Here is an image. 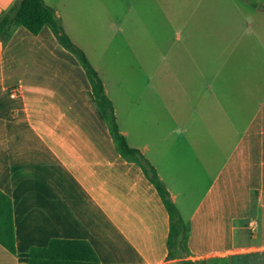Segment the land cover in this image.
<instances>
[{"label":"crops","instance_id":"crops-1","mask_svg":"<svg viewBox=\"0 0 264 264\" xmlns=\"http://www.w3.org/2000/svg\"><path fill=\"white\" fill-rule=\"evenodd\" d=\"M15 1L0 0V15ZM44 1L190 225L185 259L264 264V0H173L169 91L148 83L160 78L141 65L147 25L141 7L130 17L132 0ZM116 43L131 70L119 91L105 58ZM101 120L83 67L48 26L0 41V190L13 203L16 244L12 253L0 243V264H29L30 249L55 238L89 241L102 264L172 260L159 193Z\"/></svg>","mask_w":264,"mask_h":264},{"label":"trees","instance_id":"trees-1","mask_svg":"<svg viewBox=\"0 0 264 264\" xmlns=\"http://www.w3.org/2000/svg\"><path fill=\"white\" fill-rule=\"evenodd\" d=\"M247 1L255 3L254 0ZM19 26H23L34 35L39 34L44 26H48L61 46L77 58L91 84L95 102L108 124L117 151L124 159L139 164L168 211L167 258H180L184 264H196L197 261L185 259L190 254L188 246L190 225L183 219L157 168L140 149L128 143L118 124L114 103L106 92L102 77L84 49L65 31L62 18L56 9L44 0H16L0 15V41L3 45L9 42ZM0 243L12 253L16 252L13 203L2 190H0ZM29 264H102V262L89 241L55 238L46 247H32L29 252Z\"/></svg>","mask_w":264,"mask_h":264},{"label":"rangeland","instance_id":"rangeland-1","mask_svg":"<svg viewBox=\"0 0 264 264\" xmlns=\"http://www.w3.org/2000/svg\"><path fill=\"white\" fill-rule=\"evenodd\" d=\"M160 1V2H159ZM173 0H132L133 7L130 11V17L133 18H140L139 14V8L141 7V19L142 20V28L143 22L147 25L146 31H144L143 34V45H146L144 49H142L141 54V65L145 67L150 72H152L154 75L158 74L157 80H149L148 83L152 84V86H155L157 84L158 89L161 90H170L169 88L172 87L173 79L171 77L172 68L170 66V59H168L167 55H170L173 51V47L175 46L173 44V33L175 31V22H172V18L175 20V14L172 6ZM185 2H188L187 0H184ZM107 2V0L102 1ZM180 2H182L180 0ZM146 4V6H145ZM182 7V5H181ZM106 8V6H105ZM146 9V20H144V10ZM138 10V12H136ZM118 16H122L124 13H118L116 12ZM123 17V16H122ZM105 19L112 20V17L104 16ZM120 18V17H118ZM137 21V20H136ZM174 27L172 28V26ZM108 24L105 23V42H107L109 30L107 29ZM121 39L118 38L120 43L122 44V35H120ZM173 38V39H172ZM122 45L119 43H116L112 50L108 54H106L105 58H110L109 63H107L106 72H109L113 76V79H111V82L118 83L120 85L118 91L122 89V82L125 72L131 71L130 68L127 67V62L124 59L123 50L127 51L128 49L121 48ZM166 47V48H163ZM120 49L121 54L116 56L114 54L115 51H118ZM173 57V55L171 56ZM160 75V76H159ZM154 83V84H153ZM15 91L17 92V95L19 94V91L22 86L19 84L11 85L7 88L8 91ZM149 92H152V89L149 88ZM21 94V93H20ZM146 98V95L145 97ZM155 98V97H154ZM153 98V99H154ZM151 104H154L153 102ZM157 112V110H155ZM158 114H161L158 111ZM105 120V119H104ZM103 125V126H102ZM101 126L103 127V132L105 133L104 129L109 130L107 122L101 120ZM101 129V134H103ZM110 133V131H109ZM107 134V132H106ZM111 134V133H110ZM169 264H184L183 260L180 258L178 259H172L169 261ZM196 264H227L224 260H218V259H211V260H200L197 261Z\"/></svg>","mask_w":264,"mask_h":264},{"label":"built area","instance_id":"built-area-1","mask_svg":"<svg viewBox=\"0 0 264 264\" xmlns=\"http://www.w3.org/2000/svg\"><path fill=\"white\" fill-rule=\"evenodd\" d=\"M10 96L11 97H16L17 96V92L15 91V89H13V91H11Z\"/></svg>","mask_w":264,"mask_h":264}]
</instances>
